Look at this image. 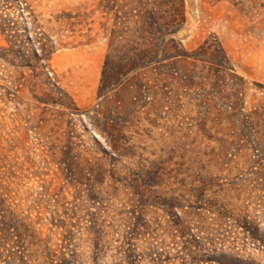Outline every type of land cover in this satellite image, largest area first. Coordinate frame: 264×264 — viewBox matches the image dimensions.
I'll use <instances>...</instances> for the list:
<instances>
[{
	"label": "rangeland",
	"instance_id": "obj_1",
	"mask_svg": "<svg viewBox=\"0 0 264 264\" xmlns=\"http://www.w3.org/2000/svg\"><path fill=\"white\" fill-rule=\"evenodd\" d=\"M177 1L147 48L100 0H0L72 99L2 61L0 264H264V0Z\"/></svg>",
	"mask_w": 264,
	"mask_h": 264
},
{
	"label": "trees",
	"instance_id": "obj_2",
	"mask_svg": "<svg viewBox=\"0 0 264 264\" xmlns=\"http://www.w3.org/2000/svg\"><path fill=\"white\" fill-rule=\"evenodd\" d=\"M116 0H100L99 7H101L104 13H113V21L111 22V31H110V41L113 40L118 34L119 30L117 28L122 27L123 29H128V23L133 21L136 27L135 31L138 33L137 40L138 44L146 45L147 48H150V44H153L151 40L155 39L154 34L159 32V38L162 39V42L166 44L167 41H164L166 35L174 34L178 27L181 25L182 13L177 6V0H132V3H135L134 8L129 9L128 11H123L121 9L115 10ZM21 5V2L19 3ZM22 8V7H21ZM119 12L122 14L120 20H118L117 14ZM128 17H131V20H128ZM135 19V20H132ZM8 18L3 17L0 14V32L7 33L6 41L9 44L8 47L0 46V67L4 69L1 65L3 62H6L10 66H13V72L11 77H14V74H19L18 84L14 79L13 82L17 84L14 89L17 92H22L27 88L29 91V78L25 75L23 69H28L33 76V79L37 78V73H35L36 65H39L40 69L38 75L42 74L44 80L52 84L53 88L56 89L60 97L63 95L65 98L72 103L71 97L59 86V84L53 80V77L50 76L49 70L47 67V60L49 58L51 51V46L48 44V39L46 37H38V33L34 34L27 33L23 38L19 34H12L11 27L7 22ZM102 28L106 29L105 23L102 24ZM144 40V41H143ZM172 40H169V42ZM144 42V43H143ZM106 68V67H105ZM105 68L102 72L101 85L98 89L99 92H103L108 87L113 86L114 82H108L105 76ZM18 69H21L19 71ZM120 74V72H118ZM10 77V76H9ZM5 80V78H3ZM8 83H12L9 80H5ZM36 84L31 85L35 88ZM32 88V92H33ZM32 99L39 101L33 94L31 95ZM63 106L67 107V104L64 102ZM155 264H164L160 257L153 258ZM51 262V260H50ZM133 262L128 261L126 264H132Z\"/></svg>",
	"mask_w": 264,
	"mask_h": 264
}]
</instances>
